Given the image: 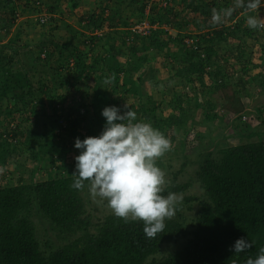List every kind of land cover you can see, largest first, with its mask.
<instances>
[{
	"label": "trees",
	"instance_id": "16d2710c",
	"mask_svg": "<svg viewBox=\"0 0 264 264\" xmlns=\"http://www.w3.org/2000/svg\"><path fill=\"white\" fill-rule=\"evenodd\" d=\"M148 1L112 0L114 7L111 6L110 10L105 6L100 15L90 12L92 15L88 16V21L93 28L116 29L113 44L110 35H93L81 40L80 31L65 21L48 28L50 31L44 28L41 38L60 28L71 32V36L62 44L55 43L53 36L49 41L39 40L38 55L32 67L16 70L13 59L21 50L18 42L21 41L22 23L14 36L5 42L3 31L14 24V17L18 14L59 13L61 0H24L21 8L16 0H0V118L16 119H12L8 129L0 132V165L5 167L8 159L15 155L23 157V152L28 153L27 158L32 157L38 162L43 159L45 168L46 163L60 161V171H52L51 166L44 180H33L34 173L40 169L38 167L30 170L32 180L29 182L20 179L17 184H0V264H246L248 258L255 259L259 249L264 247V130L250 132L251 122L242 120V115L248 112H244L245 107L238 97L243 91H253V87L264 91V62L253 64L251 58L257 44L264 52L260 29H250L247 17L232 25L210 23L214 29L208 35L200 36L197 48L183 42L182 33L176 39L162 40L160 28L146 37L138 36L131 29L117 30L120 25L129 27L128 18L122 16L125 7L143 2V10ZM195 1H189L187 6L202 14H208L213 6L221 14L231 2L214 0L209 4L197 0L195 4ZM77 6L78 2H75L72 8ZM152 7L147 16L149 24L164 22L169 9ZM174 7L176 5L170 4V8ZM105 10L108 13L103 16ZM180 13L177 12L175 21L184 19H179ZM234 16L232 14V18ZM51 19L58 20L54 15L50 16ZM30 21L32 30L36 24L50 23L35 20L33 25ZM185 26L181 24L178 28L182 30ZM171 41L178 43V47L171 48ZM89 42L93 45L91 50L99 44L100 53L93 56L82 48L81 45H89ZM151 49L159 52L166 49L164 65L168 69L166 75L159 74L158 69H151V78L159 76L164 82L173 83L175 88L180 86L182 93L188 95L191 93L187 86L200 83V93L193 96L198 99L195 105L182 106L181 92L174 89L172 96L176 99L170 106L174 113L165 115L153 95L144 94L142 85L146 81V69L143 70V65L152 54ZM4 51L7 54L3 55ZM51 60L54 63L50 65ZM256 67L261 69L250 75L251 69ZM29 70H33L32 75ZM36 72L45 73L48 80L38 79L37 86H34ZM113 76L114 80L111 79ZM106 80L109 82L105 83ZM227 86L232 87L234 98L225 108L227 103L215 95ZM87 87L92 92H84ZM203 91L211 95L208 102H202ZM123 93L140 97L137 106H129L138 113L137 120L142 121L139 120L142 118L151 123L171 143L176 142V137L168 129L184 130V138L178 142L180 147L186 138L192 136L193 124L203 125V120L195 119L199 108L204 109L206 117L203 119L211 129H215L214 120L220 116L232 113L235 118L234 123H230V131L236 133L232 136L235 144L214 139V149L199 153L195 179L203 193L183 197V200L196 201L198 205L190 227L178 214L165 221L163 232L149 239L143 232L142 222L126 223L112 213L94 221L88 208L87 185L83 191L71 187L75 171V162H68L71 138L82 140L86 136L99 135L105 124L102 109L114 105L123 113ZM59 101L64 106L61 113L55 106ZM46 102L50 112L46 110ZM218 103L223 106L218 107L223 111L221 115L211 111ZM23 115L29 122L28 126L21 128L22 122L17 120ZM62 118L66 121L65 126L60 122ZM222 121L224 118H219V122ZM40 126L44 127L43 131H39ZM227 127L229 123L225 125ZM253 134L257 135L256 139H252ZM204 135L203 130L197 132L201 139ZM174 146L178 145H173L172 149ZM157 163L159 167L164 166L161 158ZM25 165L26 160H19L17 169L25 170ZM190 186L191 183L181 184L173 180L164 195L184 193ZM35 217L49 224L53 238L45 241L39 236ZM241 237L251 242L252 247L234 253L231 246ZM182 238L186 239L182 248L157 258L163 244L178 242Z\"/></svg>",
	"mask_w": 264,
	"mask_h": 264
},
{
	"label": "rangeland",
	"instance_id": "374dc122",
	"mask_svg": "<svg viewBox=\"0 0 264 264\" xmlns=\"http://www.w3.org/2000/svg\"><path fill=\"white\" fill-rule=\"evenodd\" d=\"M73 1H77V0H73ZM189 1H191V0H188L187 3ZM203 1L206 3L212 4L214 0H203ZM230 1L231 2H230L229 7L226 8L221 14H219L220 20L216 21V22L213 21V15L218 14V13H217L216 7H214V6L209 8L208 14H202L198 11H191L190 14H194L192 21H194L193 23H195L197 25V27L191 25V26H188V28L190 27L191 29H188V30L185 28L182 29L184 31L182 33V34H184V37L182 39L183 42L188 43L186 41V39H190L192 37H195V38L197 37V39H199L202 34L208 35L209 31H212L214 29V28L210 27V25H209L210 23H214V24L219 25L220 22H223L226 25H232L237 20H239L243 17H248V15H258L260 17H264V4H262V6L258 10V12H251L247 9V3L249 2V0H243V4L239 5V6H238V0H230ZM16 2L19 3L20 8H21V4L22 5L24 4V0H16ZM86 2H87V4L91 3V5L93 7L91 6V8L88 10L89 6L85 5V7L88 11H82V10H84V8H82V7L80 8L81 10L80 9L76 10L74 12L75 17L72 18V20L70 18L68 20V17H69L68 13L71 14V16H74L69 10L66 11V10L60 9V12L56 13V15H55V19L56 20L58 19L56 22L51 19V20H49L50 23H48L46 25L42 26L41 24H36L35 29H33V30L31 29V26L29 25V23L31 22L30 20H32L33 21L32 24L34 25V22H35L34 19H36L35 15H32L29 12L26 13L25 15H19V14L15 15L14 24L11 25L10 27H8L9 29L5 28V29H7L6 31H3L4 37H5L4 40L6 41V40H8L9 37L11 38L14 36L17 29H19L21 27V25L23 26V28H21L22 29L21 30L22 35L20 36V39H19L21 41L18 42L19 46H21L20 47L21 50H20L19 55L16 57V59H13V61L15 62L14 68L16 70H18V69L27 70V69H30L32 67V64H34V62H35V57H37V55H38L39 47H37V43L39 42V40L44 39V40L48 41L47 38L53 36L49 33V36L46 35L45 37L41 38L42 36L40 34L44 30V28L45 29L51 28V27L55 26V24H57V25L61 24L63 21L71 24L72 26L74 25L73 26L74 28H77V27L81 28L80 26H82V23L79 20L80 19L88 20L87 17L92 15L90 12H93V14H95V15H100L101 12H103L102 8H104L105 6L108 8V10H110L111 6H114V4L112 3V0H88ZM187 3L182 2V0H149L147 3V6L143 10L141 9V8H143V2H140V5L132 6L135 8L128 7V6L125 7V9L123 10L122 16L124 18H128L130 29L134 33H138V36L143 35L146 37V36H148V34L151 31L154 32V30H157L159 28L161 29V27L164 25L163 29L161 30L162 31V40H164L168 37L176 39V37L179 35L178 31L181 30L178 28V26H180L181 24H185L187 26V23H185V21H183L181 23L178 21H175V18H176L175 16H176L177 12L180 11L181 13L179 15L181 17H179V19L182 17L183 18L189 17V15L188 16L186 15V13L189 12L188 11L189 7L187 6ZM197 3H198V1L196 0L195 4H197ZM61 4L66 5L62 1H61ZM170 4L176 5V7H174V9L170 8ZM152 6H154V8L156 10H158L160 8H163L164 10L169 9V12L164 15L165 21L164 22L160 21V22L156 23L158 25L151 27L150 30L142 27L143 29L138 31L135 28L141 22L145 21V22L149 23L147 20V16L150 13ZM172 12H173V14H171ZM107 13H108V11L105 10V13L103 14V16H106L105 14H107ZM232 14H235L234 18H232ZM77 19H79V20H77ZM20 23H22V24L20 25ZM177 23H179V24H177ZM87 24L89 25V22ZM48 30L50 31V29H48ZM114 30H116V29L114 28ZM55 32H56V30H55ZM64 32H66V31L62 30L60 34L66 35ZM114 32H116V31H114ZM163 32L165 34H163ZM69 33H71V32H69ZM87 34L90 36L91 33H83L82 35L87 36ZM260 34H261V39L264 41V29H260ZM91 36H93V35H91ZM135 37L138 38L137 36H135ZM147 39H146V42H147ZM89 44H91V43L89 42ZM189 44H191V43H189ZM170 47L176 48V47H178V43H174L171 41ZM165 51H166V49L161 51V52L156 51L155 49H151L152 54L150 55L148 61L144 63L143 70L146 69L145 66H147L148 68H150V70L151 69H154V70L158 69L160 72L159 74H161V75L163 74L160 71L161 69H164L165 75L168 74V69H166V67L164 65V64H166L165 62L167 61V58L165 57ZM5 52L6 51L3 52V55L7 54V52L6 53ZM88 52L93 56L97 55L95 50L88 51ZM263 53L264 52L261 50L260 45L257 44L255 46V48L253 49V53H252V57H251L253 64L254 63L255 64H261V62H259L258 60L260 58H264ZM51 63L53 64L54 62L51 60L50 65H51ZM50 65H49V67L51 68ZM255 69L256 68L251 69L250 75H252V74L254 75ZM29 74L32 75L33 70H29ZM35 74H36V78L33 81L34 86H37V80L38 79H42V78L47 79V75L45 73L36 72ZM134 76L136 77L137 73H135ZM234 80L235 79H233L232 81H234ZM156 82H157V85L155 84ZM150 83H152V84H146L144 82L142 85V91L144 92V94L150 93L151 95H153V97L156 98V101L159 104V106H161V102H163V101L164 102L166 101L168 103L175 102V99H173V96H172V94H173L172 92H174V89L177 88L178 92L180 91L181 93L183 90L180 86H176V88H175V85H172L173 83L166 82V81L164 82L163 80H161V77L159 78V76H156V78H154V79H150ZM48 84L53 85V83H50V82ZM85 84H87V82ZM153 85H154V87H153ZM193 88H195V89H193ZM201 89H202V85L200 83H196L194 86H192V87L189 86L187 88L188 92L191 93V95H189V96H194V95L200 93ZM252 89L257 91V92L260 91V89H255L254 87ZM61 91L62 90H60V92ZM84 92H92V90H91V88L87 87L84 90ZM182 94L185 95L186 93H182ZM122 95H123L124 101L121 103H124V107L126 104L129 106L130 105L137 106L140 102V97L137 94L130 93V94L126 95L125 93H123ZM247 95H248V92L243 91V92L238 94V97H244ZM216 97L218 99H221L222 101H225L224 103H227V104L224 107L227 108L229 106L228 102L231 99L233 100V98H234V92H233L232 87H230V86L224 87L222 90H220L215 95V98ZM210 98H211L210 94H208L205 91L201 92V99L203 100L202 102H208L210 100ZM121 103L119 105H121ZM46 104H47L46 110L48 112H50L49 104L47 102H46ZM216 105H218V107H221V108L223 107L219 103ZM161 109H162L161 111H163V112H164V109L172 110L168 106H165V108L162 106ZM123 111H126V108H124ZM221 113H223V112H221ZM204 114H205L204 109H202L200 117H201V115L204 116ZM246 115L248 116L251 114L249 113ZM24 116L25 115L20 116L21 118H19L17 120V121L22 122L20 124L21 128L23 126H25V127L28 126L29 121ZM2 117H3V115H2ZM137 118H138V115H137ZM219 118H224V121L219 122ZM219 118H216L214 120L215 129H213V128L211 129L210 128L211 126L208 124L207 121L206 122L202 121L203 125H200L198 123L193 124L192 128L190 130V132H191L190 134L192 136L189 138H186L185 143L182 144V147L179 146L178 142L180 140H183V138H184L183 137V131L184 130H180L178 128L168 129L169 133L171 135H175V137H176V142L171 143L172 146L173 145H178V146L177 147L174 146L175 149L173 148L169 153H166L161 158L164 161V166H162L160 168L166 173V178L168 179L170 184L173 180L176 181L177 183H181V184L186 183V182L191 183V186L188 189H186V191L184 193H175V194H177V196L179 198H181V203L178 204L176 214L173 217V218H176L177 217L176 215L179 214L181 217L185 218V222L187 223L186 225L188 227H190L195 216L197 215L198 205H197L196 201L187 202V201L183 200V197L185 195H197V196H199L203 193V190L199 187V184L195 179V172H196V169L198 166V158L200 155L199 153L204 152L206 150L214 149L215 148L214 143H213L214 139L220 140L222 143L224 141L227 142L226 140L229 139V134L231 133L230 128L227 129L226 132L224 131L226 129L225 125L227 124L226 118H228V115L223 116V117L220 116ZM229 118H232V115L229 116ZM12 119L13 118H5V119L0 118V132H3L6 129H8L10 123L13 120L16 121L15 118L13 120ZM139 120L143 121L142 118H139ZM200 120H201V118H199V121ZM143 122H145V121H143ZM205 126H206V131L204 132L205 135H204V138L201 139L200 137H197V132L199 130H201V127H203L202 130L204 131ZM43 130H44V127L40 126L39 131H43ZM251 130H252V128H251ZM232 134H233V132H232ZM252 139H256L255 136H253ZM57 142L59 144L58 140H57ZM70 148H72L71 151L76 149L74 147V145L70 146ZM79 151L80 150L76 149L74 152L76 155H78ZM27 155H28V153L23 152V157L21 155H15V156L8 159V162H7L5 167L0 165V184L1 185H5L8 183L17 184V183H19V179H23V180L29 182L32 180V177L30 176L31 175L30 170H32L34 168L38 169V167L40 169H39V171H36L34 173V176H33L34 179L33 180H43V179L47 178L49 175V172L47 171V169H50L51 166H52V171H56V170L60 171V170H58V168L60 166L59 160H57L55 164L46 163L47 167L45 168L43 159H42V161L38 162L37 160L33 159L32 157L27 158ZM19 160L20 161L26 160V165L24 167V168H26L25 170H23V168L20 169L21 167L19 169H17V163ZM72 160H75V159H73L72 154L68 155V162L72 163ZM22 174H25V177L21 176ZM87 196L89 199L88 208L93 214L94 221H97L98 218L101 219L105 215L111 213V211L107 208L106 202H100L98 199L93 200L89 194V191L87 192ZM190 206H191V208H189ZM34 220L36 221V224H37L39 236L43 240L46 241L48 238L54 237V233L49 230V224L47 222H45L42 219L40 220L36 217L34 218ZM185 243H186V239L182 238L178 242H170V243L163 244L160 253L157 255V258H162V257H165V256L171 254L172 252L176 251L177 249L182 248Z\"/></svg>",
	"mask_w": 264,
	"mask_h": 264
},
{
	"label": "clouds",
	"instance_id": "9594fccd",
	"mask_svg": "<svg viewBox=\"0 0 264 264\" xmlns=\"http://www.w3.org/2000/svg\"><path fill=\"white\" fill-rule=\"evenodd\" d=\"M242 4L243 0H238V6ZM262 4L264 0H249L247 9L258 12ZM188 11L190 14L192 10ZM37 15L35 20H39ZM52 15L49 14V18ZM219 20V14H214L213 21ZM246 22L250 29H264V17L248 15ZM198 42L199 39L197 47ZM111 79L114 80V76ZM125 108L126 111L121 113L117 106H105L101 113L105 124L100 134L82 140L77 137L75 143L72 142L70 146L74 145L80 151L78 155L74 152L76 149L71 151V148L69 152L75 159L72 160L75 171L71 187L83 191L87 185L93 200L106 202L111 213L126 223L142 222L145 236L154 239L164 231L165 221L175 216L181 203L175 193L164 195L170 182L157 163L172 150V144L151 123L138 121L137 113L129 105ZM250 247L252 243L241 237L230 250L239 253ZM246 264H264V247L259 249L255 259L248 258Z\"/></svg>",
	"mask_w": 264,
	"mask_h": 264
},
{
	"label": "crops",
	"instance_id": "0c3cea01",
	"mask_svg": "<svg viewBox=\"0 0 264 264\" xmlns=\"http://www.w3.org/2000/svg\"><path fill=\"white\" fill-rule=\"evenodd\" d=\"M62 2H64V4H66V5H63V4H61V10L63 9V10H66V11H70L73 15H74V12L76 11V10H78V9H80L81 7L82 8H84V10H82V11H88L90 8H91V3L90 4H87V2L86 1H88V0H77V1H73V0H61ZM75 2H78V6L76 7V8H72V5L75 3ZM85 5H87V6H89V8H88V10L86 9V7H85ZM93 7V6H92ZM114 7V6H113ZM94 9V8H93ZM81 10V9H80ZM89 13V12H88ZM68 15H69V17H68V20H69V18L72 20V18H74L75 17V15L74 16H71V14H69L68 13ZM77 15V14H76ZM186 15L188 16L189 15V17L188 18H184L182 21H180V23L181 22H183L185 19V23H187V26H185L184 28L185 29H191L190 27L188 28V26H195V27H197V25L195 24V23H193L194 21H192L193 20V17H194V14H188V13H186ZM80 19V18H79ZM79 19H77V20H79ZM87 19H88V17H87ZM81 23H82V26H80L81 28H75L76 30H79L80 31V34L78 35L79 36V38L81 39V40H83V39H85L86 37H88L89 35L87 34V36H84V35H82L83 33H91L90 34V36L91 35H94V36H97V35H100V36H103V35H110L111 36V38H110V41H111V43L113 44V42H114V39H112V37L114 38V35H117V34H115L116 32H114V27H103V28H93V27H91L90 26V23H89V25L87 24L89 21L88 20H83V19H80L79 20ZM114 22V21H113ZM198 22V21H197ZM71 25V24H70ZM74 26V25H73ZM125 30V29H130V27H127V28H125V27H122V25H120L118 28H117V30ZM55 30H56V32H55ZM63 30V31H66L64 28H60V29H54V30H52L51 31V33H52V35H53V41L55 42V43H60V44H62V43H64V41H65V39L66 38H68V37H70V33L69 32H64L66 35H64V34H60L61 33V31ZM183 31V30H182ZM119 35H121L120 33H119ZM82 36V37H81ZM49 39H50V37H48L47 38V40L49 41ZM97 40H100V39H97ZM4 42H5V40H4ZM82 46V48L83 49H85L87 52L88 51H92L91 50V48H92V44H89V45H85V44H83V45H81ZM100 45L98 44V45H96V46H94V49L93 50H95L96 51V53L98 54V52L100 51ZM112 52H114V50H112ZM100 53V52H99ZM259 62H261V63H263L264 62V58H260L259 60H258ZM256 62V61H255ZM145 68H146V70L144 71V77L146 78V81H145V83L146 84H152V83H150V79H152L151 78V70H150V68H148L147 66H145ZM261 68L260 67H256V69L254 70V74H256L259 70H260ZM161 71V73H163L164 74V69H161L160 70ZM147 75V76H146ZM153 87H154V85H153ZM145 89V88H144ZM177 89V88H176ZM148 94H150V93H148ZM180 96H181V103H182V106H184L185 108H187V106L189 107V106H191V105H195V103H197V101H198V99H196L195 97H193V96H189V95H187V94H180ZM156 99V98H155ZM176 99V98H175ZM211 99V98H210ZM240 99H241V103L244 105V107H245V109H243L244 110V112H248V114L250 113L251 115H248V120L251 122V124L250 125H252L251 126V128H252V130H251V128H250V130L251 131H253V132H260V131H263L264 130V91H262L261 89H260V91L259 92H257V91H255V90H253V92L252 91H248V95L247 96H244V97H240ZM171 102L170 103H168V102H161V107L163 106L164 108H165V106H168L169 108H170V106H171ZM194 107V106H193ZM203 108H199L197 111H196V116H195V119L196 120H198L199 118H201V121L203 120L204 122H206V120L205 119H203V118H205L206 117V114H204V116L203 115H201V117H200V114H201V110H202ZM169 110V109H168ZM166 110V109H164V114L165 115H169V114H171V113H174V111H172V110ZM168 111V112H167ZM212 112H218V114H220L221 115V112H223L222 110H220L219 111V108H218V106H214V108H212V110H211ZM177 112V111H176ZM226 112H228V111H226ZM231 112V111H230ZM178 113V112H177ZM179 114V113H178ZM231 114L232 113H227V115H228V118H226V122L227 123H229V127L228 128H226L224 131L226 132L227 131V129H229V128H231V126H230V123H231V125L234 123V120H235V118H229V116H231ZM226 115V116H227ZM248 121V122H249ZM202 128L203 127H201V130H202ZM204 132L206 131V126L204 127ZM232 129V128H231ZM250 131V132H251ZM236 132L237 133H239L237 130H236ZM235 133V132H234ZM234 133L232 134V132L229 134V139H227V142H229V144H235V143H233L232 141H233V138H232V136L234 135ZM232 134V135H231ZM236 134V133H235ZM253 136H255V137H257V135L256 134H253L252 135V137ZM235 137H236V135H235ZM21 176H23V177H25V174H22ZM31 177H32V174L30 175ZM34 176V175H33ZM20 180V179H19Z\"/></svg>",
	"mask_w": 264,
	"mask_h": 264
},
{
	"label": "built area",
	"instance_id": "2783aa9c",
	"mask_svg": "<svg viewBox=\"0 0 264 264\" xmlns=\"http://www.w3.org/2000/svg\"><path fill=\"white\" fill-rule=\"evenodd\" d=\"M37 17L41 21V23H47V21L49 20V14L47 12L38 13ZM142 27L149 30L151 26L149 25V23H147V22L144 21V22H141L139 25H137V27L135 29H137L138 31H140L141 29H143ZM186 41L188 43L193 44L194 48H197V44H196L197 38L186 39ZM55 106L58 109V112L61 113L62 109L64 108L63 103L59 101ZM247 119H248V116L247 115H245V114L242 115V120L243 121L244 120L246 121ZM60 122L64 126L66 125V121H64L63 118L60 120ZM58 133L59 134H63L64 131H58ZM71 139H72V142L75 143V139L76 138L75 137H72Z\"/></svg>",
	"mask_w": 264,
	"mask_h": 264
}]
</instances>
